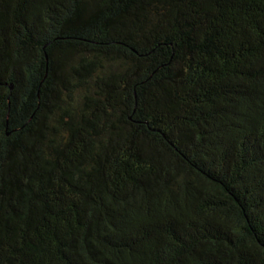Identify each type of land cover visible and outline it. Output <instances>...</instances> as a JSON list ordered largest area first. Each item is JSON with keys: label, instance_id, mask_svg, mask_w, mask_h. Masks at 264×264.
<instances>
[{"label": "trees", "instance_id": "obj_1", "mask_svg": "<svg viewBox=\"0 0 264 264\" xmlns=\"http://www.w3.org/2000/svg\"><path fill=\"white\" fill-rule=\"evenodd\" d=\"M0 264H264V0H0Z\"/></svg>", "mask_w": 264, "mask_h": 264}]
</instances>
